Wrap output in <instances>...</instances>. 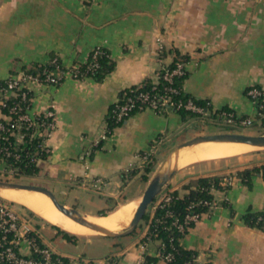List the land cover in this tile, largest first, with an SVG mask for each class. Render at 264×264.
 Segmentation results:
<instances>
[{
    "label": "crops",
    "instance_id": "1",
    "mask_svg": "<svg viewBox=\"0 0 264 264\" xmlns=\"http://www.w3.org/2000/svg\"><path fill=\"white\" fill-rule=\"evenodd\" d=\"M99 46L114 60L101 82L67 74L57 86L32 87L33 111L52 103L55 119L45 140L48 156L31 178L87 216L140 201L157 170L145 173L140 163L151 143L159 141V153L172 141L204 133L185 131L186 121L175 111L148 109L106 133V115L119 91L154 80L174 51L187 56L184 91L208 103L209 112L227 108L239 117L255 116L246 91L264 88V0H0V82L23 66L45 63L50 54L67 66L83 62ZM202 161L180 166L163 189L181 197L190 179L232 171ZM234 174L226 189L212 191L217 206L200 214L181 238L195 253L192 264H264V228L242 219L248 209L264 210V179L253 176L247 187ZM96 178L105 182L99 189L92 186ZM31 211L22 213L42 243L71 261L145 264V255H156L157 242L141 246L147 224L116 238L77 235ZM19 250L29 251L25 242Z\"/></svg>",
    "mask_w": 264,
    "mask_h": 264
},
{
    "label": "trees",
    "instance_id": "2",
    "mask_svg": "<svg viewBox=\"0 0 264 264\" xmlns=\"http://www.w3.org/2000/svg\"><path fill=\"white\" fill-rule=\"evenodd\" d=\"M176 61H182L186 63L187 56L174 51L169 66L172 67ZM113 67L114 60L110 57L108 50L105 47L99 46L93 48L88 53L86 60L83 62H75L67 66L62 63V61L56 54H50L48 60L45 63H32L28 66H23L18 70H25L42 77L41 73L43 70L50 71L56 68L62 73L71 72L72 77L77 80H82L88 77L96 82H101L106 74H108L113 69ZM186 76L187 72L184 69V73L182 75L173 77L171 85L181 87V90H179L177 93L168 92L170 99L175 102H184L188 98H191L196 104L205 106L206 102L196 100L184 91L183 81ZM63 79L64 77L62 75L60 83L63 81ZM1 83H3V81H1L0 84ZM167 86H169V83L164 81L162 78H160L156 83H154L153 80L147 78L139 84L131 85L120 90L116 99L118 101H115L110 105L108 113L106 115V133H110L115 126L121 124L132 113L137 112L132 110L127 117L117 121L112 112L117 103L123 102L127 97H135L140 92H148L150 95L154 93H164ZM13 99V97H10L7 100V105L10 104ZM0 109L2 112L0 120L3 121V118L7 111V107L0 106ZM220 110L230 111L227 108H223ZM167 111H175L179 113L183 121H187L190 118L197 116L195 113H192L191 111L186 110L183 107L177 110L168 109ZM191 128H198V125H192ZM24 132H26V135L24 137V139L26 140V146L24 147V149H21V144L18 143L12 136H9L7 139L8 141H5L3 139L5 133L0 132V147L2 146L3 148L5 146H8V149L11 152V155H9L8 157L4 156L3 153L0 152V156L4 157L7 163H11L14 167H19V170L23 175H29L30 173L37 174L39 171V164L36 162L47 158L48 151H45L44 148L40 147L41 138L39 136L30 137L31 129H27ZM98 146L99 145H96L94 147ZM154 156L155 155H153L151 159H153ZM151 162L152 160L143 164L145 173L150 171ZM236 176L247 187H250L251 179L253 176H260L264 179V163L262 162L259 165H253L251 167H243L241 169H238L236 171ZM143 178H145V174L143 175ZM220 180V175L199 176L192 178L184 185V188L187 190V192L183 196H178L174 191L170 192L172 198L169 203L164 206L158 205L152 212L148 210L146 211L137 228H141L144 224H147V232L146 235L142 238V242L155 241L157 242V245L156 255L144 256L145 264L193 263L195 256L194 251L184 248L181 243L182 236L193 225V223L190 222L187 225L188 227H185V230L180 231L178 227L172 222L174 219H177L178 222H182L185 215L188 213L202 214L209 211L208 204L204 202L213 201L212 191L215 189L224 190L227 188V186L220 184ZM153 202L149 206L150 208L153 206ZM166 210L171 213L170 217L164 216ZM101 214L105 215L104 212H102ZM242 219L244 223L250 227H257L261 229L264 228V210L248 209L242 215ZM37 242L39 243L40 247H45L41 239H38ZM166 253H171L170 259L162 260L160 256H163ZM31 256L35 259L41 258L40 253H31ZM51 258L53 260L60 261L61 264H66L71 261L68 257L58 255L53 252L51 254ZM114 263L115 262L113 261V259H109L106 264ZM0 264L5 263L1 262ZM89 264L94 263L91 261V263Z\"/></svg>",
    "mask_w": 264,
    "mask_h": 264
},
{
    "label": "built area",
    "instance_id": "3",
    "mask_svg": "<svg viewBox=\"0 0 264 264\" xmlns=\"http://www.w3.org/2000/svg\"><path fill=\"white\" fill-rule=\"evenodd\" d=\"M93 1V0H90ZM169 63L162 64L160 70L156 73V83L160 78L169 83L164 93H154L150 95L148 92H140L135 97H127L123 102L117 103L112 110L115 119L121 120L134 111H142L145 109L151 110L156 113L166 112L168 109H179L183 107L186 110L195 113L197 116L206 115L208 111V103L205 106L196 104L191 98H188L184 102H175L170 99L169 93H177L181 90V87L171 85L173 77L182 75L185 69V63L182 61H176L172 67ZM42 77L25 70H17L14 73L9 74L0 84V106L7 107V111L4 116V120H0V132L5 133L3 139L8 141V137L12 136L15 140L21 144V149L26 146V140L24 139L27 129H31L30 137L39 136L41 138L40 147L48 151L45 145L46 137L54 128V105L50 103L41 111L32 110V102L34 93L32 91L33 86H57L60 84V79L67 74L71 75V72L62 73L56 68L47 71H42ZM72 76V75H71ZM246 94L252 101L255 109V115H264V88L252 86L247 89ZM13 97V101L7 105V100ZM118 100H116L117 102ZM221 119L226 120L225 124L232 127L237 126H249L251 124V118L238 117L231 111L220 110ZM261 115V116H262ZM260 118V117H259ZM231 123V124H229ZM233 124V125H232ZM101 138H105L103 134ZM158 141H154L150 144L148 149L140 154L142 165L145 162L151 160V157L157 151ZM0 152L4 156L11 155L8 146L0 147ZM10 153V154H9ZM2 156H0L1 158ZM230 176L224 178L221 182L222 185L227 186L230 184ZM92 186L99 189L104 185V181L100 178L92 179ZM159 199L156 203L153 202L152 209H155L158 205L164 206L171 200L172 196L170 191H162L158 195ZM157 196V197H158ZM156 197V198H157ZM155 198V200H156ZM208 204L209 210L217 206L214 201L204 202ZM164 216H171V213L166 210ZM200 214L188 213L185 215L182 222H178L177 219L173 220L180 231L185 230V227L191 222L195 223ZM188 227V226H187ZM41 239L39 233L33 228L32 221L27 214L20 213L16 210L14 204L10 201L0 199V263L5 264H61L58 260L51 258L52 251L47 247H40L37 242ZM42 241V240H41ZM25 242L29 249L28 253H21L19 250L20 243ZM146 243L142 242L141 246L146 247ZM31 253H40L41 258L35 259L31 256ZM159 255V254H157ZM162 260H169L171 253H166L160 256ZM90 261H69L66 264H89Z\"/></svg>",
    "mask_w": 264,
    "mask_h": 264
},
{
    "label": "bare ground",
    "instance_id": "4",
    "mask_svg": "<svg viewBox=\"0 0 264 264\" xmlns=\"http://www.w3.org/2000/svg\"><path fill=\"white\" fill-rule=\"evenodd\" d=\"M253 149L255 147L251 145L236 142H203L181 149L177 154V158L175 155L173 162L177 167H180L207 159L237 156ZM0 196L25 205L67 232L77 235L96 233L58 211L45 194L28 190L0 189ZM138 203L139 200L137 199L127 200L118 204L115 209L106 215H89L86 218L98 226L111 231H119L129 223Z\"/></svg>",
    "mask_w": 264,
    "mask_h": 264
},
{
    "label": "water",
    "instance_id": "5",
    "mask_svg": "<svg viewBox=\"0 0 264 264\" xmlns=\"http://www.w3.org/2000/svg\"><path fill=\"white\" fill-rule=\"evenodd\" d=\"M203 142H236L251 145L257 149H264V134H246L240 132L199 134L175 144L164 158L162 165L157 168L152 177L149 179L141 195V199L136 207L133 217L131 218L129 223L119 231H111L107 228L98 226L88 221L86 218L87 215L82 214L74 207L66 206L65 204L60 202L56 197V193L46 186L32 183H20L9 180H0V189H19L45 194L51 200L52 204L58 211H60L73 221L94 230L96 234H101L113 238L125 236L135 231L151 203L160 194L164 186L180 168L177 167V165L173 162L175 155L177 158V154L181 149Z\"/></svg>",
    "mask_w": 264,
    "mask_h": 264
},
{
    "label": "rangeland",
    "instance_id": "6",
    "mask_svg": "<svg viewBox=\"0 0 264 264\" xmlns=\"http://www.w3.org/2000/svg\"><path fill=\"white\" fill-rule=\"evenodd\" d=\"M33 100H34V96H33ZM32 110H33V106H32ZM213 113H214L213 111L212 112L210 111L206 115L194 116L193 118H190L185 123V128H184L185 131H187L189 129L190 133H193L194 130H196V128L190 129V127L192 125L196 124V125H198L199 131L202 130L204 132L202 134L219 133V132H240V133H246V134H264V115H262L261 113L255 115L254 117H249V118H251V121H252L249 126L247 125V126H237V127H232V126H229L228 124H225L226 120H225V118L221 119L222 118L221 113H218L216 111L214 114ZM254 113H256L255 109H254ZM242 118H246V117H242ZM229 124H231V123H229ZM208 126H210V128ZM199 134L200 133H198L197 135H199ZM193 136H195V135H193ZM193 136H191V137H193ZM184 138L188 139V138H190V135H187ZM185 139H183V140H185ZM183 140L177 139L175 141H172L169 144L165 145L162 148V150L159 151V153H157V151H156L154 154L155 157L153 159H151L152 162H151L150 168L156 169V168L160 167L162 165L164 158L166 157L168 152L173 148V146L175 144L183 141ZM262 162L264 163V149L255 148L253 150L247 151V152L240 154V155H237V156L206 160L203 163H205L206 165H214V166L222 165L224 167H227L226 169L234 171V172L230 171L228 173L222 172L220 174H214V175H220L221 176L220 184L223 181V179L227 178L229 175L230 179H231L230 184H232V182H233L232 180L235 178L234 173H235V171H237L238 168L241 169V167L242 168L243 167H251L253 165H259ZM36 163H38V162H36ZM239 163H243V164L239 165ZM34 175H36V174L30 173L29 175H26V174L23 175L22 172L19 170V167H14L11 163H7V161H5L4 157L0 158V180H9V181H15V182H20V183H32V184L41 185V182H39L37 179L31 178V176H34ZM230 184H227V187ZM163 191H168V190L163 189ZM56 197L60 202H62V199L58 193H56ZM0 199H4V200L12 202L14 204L16 210L19 211L20 213L21 212L24 213V208L27 211H31L29 208H27L25 205H23L21 203L11 201V200L4 198L2 196H0ZM158 199H159V196L156 198L154 203H156V201ZM77 206L76 207L79 208L80 210L82 209L81 205L78 204ZM215 207L216 206H214V208ZM153 210L154 209H152V207L148 208V211H150V212H152ZM31 212L34 213L33 211H31ZM35 215L38 216L37 214H35ZM92 234H94V233H92ZM85 235H87V234H85Z\"/></svg>",
    "mask_w": 264,
    "mask_h": 264
}]
</instances>
